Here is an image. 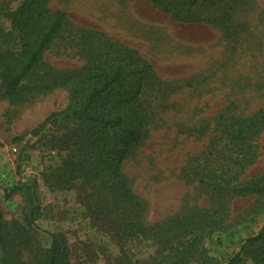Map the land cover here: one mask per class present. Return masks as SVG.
I'll list each match as a JSON object with an SVG mask.
<instances>
[{
    "label": "rangeland",
    "instance_id": "rangeland-1",
    "mask_svg": "<svg viewBox=\"0 0 264 264\" xmlns=\"http://www.w3.org/2000/svg\"><path fill=\"white\" fill-rule=\"evenodd\" d=\"M25 1L0 0V264H42L51 234L64 239L68 264L229 263L264 227V194L232 191L264 182V131L245 148L227 136L264 110V0H43L46 17L64 13L66 26L36 77L9 93L39 34L15 22ZM104 41L137 51L156 76L141 98L144 140L122 165L137 205L90 174L93 150L75 123L38 133L72 100V84L44 89L51 74L80 71ZM195 212L209 218L170 236V245L125 225L152 229Z\"/></svg>",
    "mask_w": 264,
    "mask_h": 264
},
{
    "label": "trees",
    "instance_id": "trees-1",
    "mask_svg": "<svg viewBox=\"0 0 264 264\" xmlns=\"http://www.w3.org/2000/svg\"><path fill=\"white\" fill-rule=\"evenodd\" d=\"M153 2L164 7L163 0ZM47 13L45 1L26 0L15 14V22L18 25L36 30L39 34L32 48L27 43L28 49L24 57L7 81L6 88L9 93H15L24 80L36 77L44 53L66 26V14L59 12L46 17ZM92 53L94 57L91 63L80 71L51 74L44 89L72 84V100L67 109L51 114L41 124L38 133L46 131L59 121L75 123V132H79L78 139L82 138L93 150L96 167L90 174H97L100 180L103 177L109 178L119 190L120 198L125 204L137 205L124 180L122 165L131 151L142 143L146 134L148 119L141 98L146 87L156 80L154 68L137 51L114 45L109 41L101 43V47ZM263 131L264 110L249 120L232 125L227 136L232 144L245 148L252 138ZM69 165L65 163L63 168L66 169ZM74 173L78 175L79 171ZM17 191L19 188H15L11 194ZM232 191L238 195L264 194V182L247 183L233 188ZM38 208L31 214V228L35 226V213ZM205 218H209L208 214L195 212L189 216L177 215L168 218L152 229L145 228L141 221L125 222V225L129 229L137 228L136 233L144 237L153 233L151 236L159 238L160 244L170 245L175 243L169 240L170 236L177 233L176 237H179L186 228L194 225L195 221ZM177 241L174 254L175 258L181 259L183 250L186 249L185 243ZM247 259L253 264H264V227L257 236L248 240L241 252L227 264H245ZM42 264H68L65 241L59 234H51V243ZM205 264L218 263L208 259Z\"/></svg>",
    "mask_w": 264,
    "mask_h": 264
}]
</instances>
